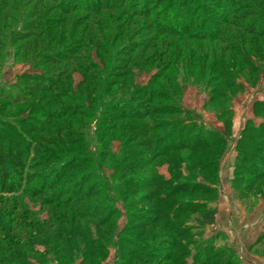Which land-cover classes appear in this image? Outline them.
<instances>
[{"label": "rangeland", "instance_id": "rangeland-1", "mask_svg": "<svg viewBox=\"0 0 264 264\" xmlns=\"http://www.w3.org/2000/svg\"><path fill=\"white\" fill-rule=\"evenodd\" d=\"M216 1L0 0V136H22L23 175L32 173L0 192V264H264V0ZM225 19L238 28L225 33ZM199 24L219 40L187 37ZM244 29L254 48L234 36ZM222 91L232 110L216 192L190 196L182 177L189 170V185L203 183L210 171L199 165L220 150L169 159L153 147L191 142L199 122L224 130ZM209 95L214 109L204 106ZM112 97L120 103L102 104ZM169 103L187 116L155 111ZM128 112L139 115L129 130L119 118ZM173 117L181 131L156 124ZM247 120L262 135L250 171L235 166ZM56 171L57 183L38 185ZM173 182L179 192L157 202ZM207 204L215 223L199 232L189 209ZM152 209L158 218L149 221Z\"/></svg>", "mask_w": 264, "mask_h": 264}, {"label": "trees", "instance_id": "trees-1", "mask_svg": "<svg viewBox=\"0 0 264 264\" xmlns=\"http://www.w3.org/2000/svg\"><path fill=\"white\" fill-rule=\"evenodd\" d=\"M216 2L219 3V5L223 6L225 5L224 0H217ZM230 8V7H229ZM228 8V9H229ZM227 9V10H228ZM231 10L227 11V14H230ZM225 25H226V32H230V29L232 28H238L235 27L236 24H233L232 22H228L227 19H225L224 21ZM202 24H199V26H201ZM192 26V25H189ZM201 30V33H199ZM204 31V27L201 26L198 31H193V32H188L186 33L187 37H196L195 34L199 37V39L201 40H206V39H211V40H219L217 39L218 34L216 33H205ZM197 32V33H196ZM245 29L242 30L241 32L238 31V34H235L234 36L239 38V41L241 42V44L246 43L247 42V46L250 48H254L253 46H255V41L247 39V36H245ZM237 35V36H236ZM256 35V34H255ZM1 36V35H0ZM217 37V38H216ZM192 39V38H190ZM213 50V49H212ZM222 50L224 49H220L217 51V49L213 50V54L217 55L220 57V55L222 54ZM57 54V52H54L53 54ZM245 51L240 48L239 51H236V55L241 56V60H249L246 55H245ZM251 62V63H250ZM247 62L249 65H252V61ZM213 67H215L217 65V61H215V63H213ZM189 66H191L190 64H188ZM178 79V77L176 78V80ZM179 80H183V78H180ZM58 84L61 87H67L66 85H64L65 83L61 82V79L59 80ZM237 86L236 87H240L241 84L239 81H237L236 83ZM225 87L227 88H234L235 85H233V83H228L225 85ZM170 88V87H169ZM104 89H107V87L105 86ZM171 91L172 88H170ZM110 92V89H107V93ZM173 93V92H172ZM210 93V92H209ZM220 93V92H219ZM123 92H120L119 95H123ZM147 96V95H146ZM111 97V96H110ZM150 100V97H147ZM218 98H220L221 100H228L227 104H224L222 106L221 109L216 110L218 111V118L223 119L224 118V126L225 129L224 130H218L215 128H209L205 125H203L201 122H199V124L196 126H194L193 131L190 133L192 134V141H178L177 143H171V145H169L167 148L163 149V150H159V145L158 144H154L153 150L155 152H157V154L163 156V157H167L169 159H171L174 156V153L176 151L182 150V149H186L189 150L190 152H195L197 150H207V149H216V150H220L219 153L215 156L214 159L212 160H207L205 161V163H203V165H199V170H203V169H209L210 173L207 176L202 175L203 179L205 180L203 183H198V185H189L191 182H195L194 180H189L190 178V172L188 170L187 175H185L183 178L184 182L186 183V193H188V195L192 196V194L195 193H200V194H207V195H214L216 192V187L213 186V183H217V171L215 169V166L218 164L219 159L221 157V154L223 152L226 140H225V136L228 133V129L229 126H231V121H230V117H228V114H231V97L227 95V93L225 92H221L218 96ZM147 99V100H148ZM105 99H104V106H108V108H110V104L112 102H118L120 103V99H115L114 97L109 98L108 102L105 103ZM112 101V102H111ZM213 101H214V95H209L206 99V102L204 103V106H209L210 108L213 107ZM78 103H75V105L71 108L72 111L76 110L78 105ZM256 104V102L254 103V105ZM68 107H64V109H66ZM161 109L155 110L157 112H166L169 114H175V113H181L184 116H187V112L184 109H181L180 107H178L177 105H172L170 106V103L163 107H160ZM139 114H143V111H139ZM143 112V113H142ZM145 114V113H144ZM139 115H137L135 112H128V113H123L119 116L120 119H126L128 120V124H126V127H128L127 129H132L133 126L132 124H130L131 120L137 118ZM127 123V122H126ZM156 124L158 125V127H162V128H168L167 132H178L182 130V126H180V119L177 118H170V119H161L160 121L156 122ZM249 124V121L247 120L244 128L241 131V135L240 138L238 140L236 149L237 151H239V154L235 160V166L236 164H238V166H240L239 168L245 171H250V167L249 164L251 163V159L250 157L253 156L254 151L259 149V140L262 138V135L257 134V133H252L251 131L253 129H251V127H248L247 125ZM148 124H146L147 126ZM150 125H148L147 127H149ZM251 126V125H250ZM262 124L258 125V127L256 128H261ZM259 130V129H257ZM8 131V130H7ZM248 133V134H247ZM160 139H164V141L167 139V136H165V133L163 132L161 134L160 137H158ZM157 139V138H156ZM18 140H22V136L18 133L15 132V130L13 131H9V132H4V134H2L0 136V192H6V193H11L15 190V187L17 185H19L22 180H30V178L32 177V173H29L27 175H23V168L25 167L26 164V153H24L23 151H20L19 149V144L17 143ZM13 144V145H12ZM8 146L6 151H4L5 146ZM130 154V153H129ZM252 154V155H251ZM47 157V156H46ZM46 157H44L43 159L40 158L38 160H36L34 162V165L32 167L34 168H39L43 162H47L46 161ZM50 157V155H49ZM70 162H68V166H70V168H74V163L73 160L69 159ZM177 160H173L172 165L174 166ZM33 163V162H32ZM170 165V166H172ZM187 171V169H186ZM60 171H56L54 172V174L52 175L51 179L49 180V182H44L45 177L41 178V181L38 183L39 186H45L50 185L52 183H57L59 176H60ZM36 174V173H33ZM175 174V173H174ZM199 174V171H196V175ZM176 175V174H175ZM36 177H41L40 175H35ZM135 176V175H134ZM25 178V179H23ZM138 177H133V180H135ZM158 177H156L155 179L152 178L150 181L151 186L153 187H157L156 185V180ZM129 180H131L129 178ZM135 182V181H134ZM183 182V183H184ZM188 183V185H187ZM193 184V183H192ZM190 186H195V188H190ZM178 187V185L176 184V182L171 183L170 188H168L165 193H161L160 196H156L154 197L155 200L158 201H163L164 199L167 198H171L173 197L177 192H179V190H175ZM181 191V190H180ZM38 192V191H35ZM189 211L191 212V214H193V219L195 221V224L200 228V231H202V229H204L205 227L209 226V225H213L215 223V214H216V209L215 207L211 206V205H202L201 208L198 209H189ZM176 211L174 208L168 210V216H170V218H175L178 217L179 215H176ZM147 218L149 219V221L151 220H156L158 218L157 215V211H155L154 209L151 210L150 214L146 215ZM200 234V233H199ZM206 244H209L208 240L206 239Z\"/></svg>", "mask_w": 264, "mask_h": 264}, {"label": "crops", "instance_id": "crops-1", "mask_svg": "<svg viewBox=\"0 0 264 264\" xmlns=\"http://www.w3.org/2000/svg\"><path fill=\"white\" fill-rule=\"evenodd\" d=\"M199 114V113H198ZM202 119V118H201ZM203 120V119H202ZM204 122V121H203ZM204 124L206 125V126H208V127H210V125L212 126V128H215V129H217V128H219L218 126H217V124H215V123H213V122H211V123H207V122H204Z\"/></svg>", "mask_w": 264, "mask_h": 264}]
</instances>
